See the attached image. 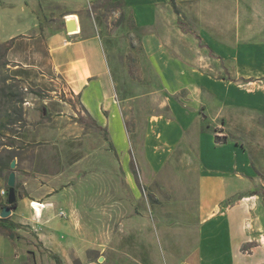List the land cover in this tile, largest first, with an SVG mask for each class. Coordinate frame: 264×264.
<instances>
[{"label": "crops", "instance_id": "1", "mask_svg": "<svg viewBox=\"0 0 264 264\" xmlns=\"http://www.w3.org/2000/svg\"><path fill=\"white\" fill-rule=\"evenodd\" d=\"M175 1L178 7L206 0ZM99 5L122 6L136 29L148 31L142 44L161 89L150 93L152 108L142 115L125 114V103L137 97H120L122 67L112 57V36L100 33L94 18ZM173 9L171 0H0V44L10 46L14 62L27 69L39 68L45 54L56 79L78 99L73 114L92 120L88 126L75 117L44 115L45 124L38 125L44 129L28 134L25 173H16L18 207L9 218L16 229L37 231L40 257L67 263L82 256L87 239L81 231L92 228L78 220L77 193L62 188L65 176L50 172L52 161L41 148L73 131L91 149L94 122L123 155L133 182L134 161L145 192L143 218L123 224L144 250L138 264H264V195L256 188L263 185L248 149L220 124L237 108L264 113V88L249 85L264 78V43L233 46L202 29L182 38L190 55L173 41L175 33L161 28ZM74 16L78 20L71 25L68 18ZM35 54L36 63L24 60ZM220 70L226 78L213 73ZM216 135L227 142L217 143ZM40 137L44 143L34 141ZM102 195L107 204L108 193ZM32 202L45 206L41 217ZM61 211L70 218L60 217ZM113 240L107 232L101 245L110 247Z\"/></svg>", "mask_w": 264, "mask_h": 264}, {"label": "rangeland", "instance_id": "2", "mask_svg": "<svg viewBox=\"0 0 264 264\" xmlns=\"http://www.w3.org/2000/svg\"><path fill=\"white\" fill-rule=\"evenodd\" d=\"M94 13L100 33L112 36L108 40L112 44V57L122 67L118 77L120 97L122 100L137 97L136 100L125 103L128 105L125 114L131 116L134 112H139L142 115L145 110L152 108L150 93L161 89L142 44L143 35L148 31L136 29L128 10L120 5H99ZM161 28L175 33L172 34L173 41L179 43V47L190 55L193 51L185 46L182 38L196 36L202 29L212 32L221 43L233 46L241 42L264 43V2L206 0L188 3L173 9L171 17L162 21ZM24 48L27 49L28 46ZM9 49L10 46L0 44V115L8 126L7 131L0 136V168L15 160V173L24 174L23 163L30 149V146H25V142L30 139L29 133L44 129L42 125L38 128L39 124H45L44 115L48 116L47 120L51 116H71L88 126L92 120L85 116L78 119L73 114L77 109L78 99L56 79L45 60V54L42 55V61L37 60L39 68L27 69L14 62ZM39 50L43 54V49ZM24 60L36 63V54ZM205 70L209 71V68L206 67ZM213 73L218 77L227 76L221 70ZM256 81L247 84L253 89L264 88V78ZM132 124L133 122H128V126ZM220 124L225 126L231 139L250 152L256 176L263 185L256 188L264 195V113L237 108L222 118ZM92 129V138L88 144L91 149H85L84 144L75 139L73 131L68 138L58 137L49 143H44L45 137L34 139L45 145L41 149L45 151L47 159L52 161L50 172L65 176L62 188L77 193L78 220L92 226L91 229L81 231L87 239L82 256L78 254L67 263L53 255L42 258L39 256L41 250L37 244V231L14 229L11 233L0 231V264H138L135 260L144 253V250L139 251L137 245L140 240H133L132 228L123 227L124 223H131L138 216L143 218L141 210L145 192L139 183L136 165L133 160L130 161L136 181H129L127 170H131L122 165L123 155L114 148L108 134L95 126L94 122ZM129 154L132 158L131 151ZM11 172L12 169L4 170L5 177L0 179V190L8 187ZM139 191L141 197L136 196ZM104 192L108 193L109 206H105L106 198L102 195ZM103 207H107V214ZM65 212L68 215L64 220H68L70 214ZM102 227H107L108 231ZM107 232L114 239L110 242V247L101 245V237ZM11 234L15 235L14 238ZM143 249L147 251L148 247L143 246Z\"/></svg>", "mask_w": 264, "mask_h": 264}, {"label": "trees", "instance_id": "3", "mask_svg": "<svg viewBox=\"0 0 264 264\" xmlns=\"http://www.w3.org/2000/svg\"><path fill=\"white\" fill-rule=\"evenodd\" d=\"M171 1L173 4V8L176 9L177 8L176 1L175 0H171ZM2 119L3 118L0 115V136H1L2 132L7 131V127H8L7 123L3 122ZM216 142L217 143H226L227 137L226 136L221 137L219 135H216ZM10 165H11V162H8L6 167L0 168V179H3L5 177V173H4L5 169H11ZM15 189H16V194H17V200L13 205L10 206L11 209L18 207V202H19V198H20V195L18 194V191H17V186L15 187ZM5 190H6V193L8 194V187L5 188ZM6 206H7V198L5 200L0 199V210H2ZM16 228H18L17 225L15 223H13L10 220V218H0V231H6V232L11 233L12 230H14Z\"/></svg>", "mask_w": 264, "mask_h": 264}, {"label": "water", "instance_id": "4", "mask_svg": "<svg viewBox=\"0 0 264 264\" xmlns=\"http://www.w3.org/2000/svg\"><path fill=\"white\" fill-rule=\"evenodd\" d=\"M16 166H17V162L13 160L10 165L12 172L9 175L8 182H7V185H8L7 206L4 207L2 210H0L1 218H9L11 216L12 209L10 206L13 205L17 200V194H16V189H15L16 187V173H15ZM14 236H15L14 234H11L12 238H14Z\"/></svg>", "mask_w": 264, "mask_h": 264}, {"label": "built area", "instance_id": "5", "mask_svg": "<svg viewBox=\"0 0 264 264\" xmlns=\"http://www.w3.org/2000/svg\"><path fill=\"white\" fill-rule=\"evenodd\" d=\"M7 196H8V194L6 193V190L5 189L0 190V199H6ZM40 206H41L42 210L45 209V206L44 205H41L40 204ZM32 208H33V210H36V208L34 207V203L33 202H32ZM59 215L62 218L67 217V213L65 211H61Z\"/></svg>", "mask_w": 264, "mask_h": 264}, {"label": "bare ground", "instance_id": "6", "mask_svg": "<svg viewBox=\"0 0 264 264\" xmlns=\"http://www.w3.org/2000/svg\"><path fill=\"white\" fill-rule=\"evenodd\" d=\"M77 17L76 16H74V17H72V18H68V21H69V23L71 24V25H75L76 23H77ZM70 30V29H69ZM71 31V30H70ZM34 207L36 208V210H34V211H36V212H38V214H39V216L41 217L42 216V208H41V206H40V204L39 203H34Z\"/></svg>", "mask_w": 264, "mask_h": 264}]
</instances>
